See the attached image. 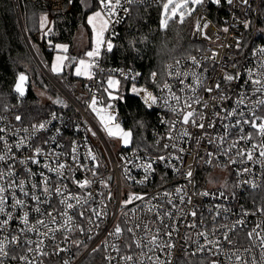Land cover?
Listing matches in <instances>:
<instances>
[{"label": "built area", "instance_id": "obj_1", "mask_svg": "<svg viewBox=\"0 0 264 264\" xmlns=\"http://www.w3.org/2000/svg\"><path fill=\"white\" fill-rule=\"evenodd\" d=\"M68 1L70 4L72 3V0ZM136 3L161 4L162 0H132V2L123 3V8L127 11L121 10L116 13V17L113 18L106 33V41H113L117 27L126 18L130 6ZM223 3V10L218 11L220 3L204 0L196 15L191 34L192 39L202 45L189 56L167 61L163 78L157 72H152L148 80L143 82V74L136 69L104 63L103 55L108 50L103 47L98 58L99 68L94 69L95 77L91 80L87 78L84 87L78 86L75 91L76 97L59 83V86L55 84L59 93L52 98L62 97L64 103L49 110L40 120L33 123L17 121L15 119L18 115L17 111L12 107H6L5 111L0 112V128L6 129V133H0V135H6L9 144H15L20 136L29 135L23 131L17 134L16 130L27 128L31 132L32 125L48 122L45 130L29 138L28 143L32 145V148L24 146L19 149L15 147L11 149L16 161L27 160L34 156V148L39 146L44 149L45 153H49L53 149L56 152L64 153L65 155L60 156L59 160L75 169L76 165L67 158V154L71 152L74 144L79 147L80 162L88 165L89 168L93 162L85 160L83 154L88 148H91L97 157L95 162L97 175L95 177L91 175V172L69 173L65 171V175H74L76 180H92L91 187L84 190L76 187L71 179L58 184L56 174L44 168L46 163L50 167H55L57 158L47 155L37 157L40 160L39 165L32 164L30 161L26 165H20L11 159L0 161V170L6 172L8 166L11 165L16 173L14 178L6 177L5 180L0 181V184H6L8 179H13L14 182L25 180L27 181L25 188L29 193L40 194L39 189L31 187L33 183H41L40 176L25 174V168H30L32 173L44 172L56 186L62 187L66 184L68 190L75 195L87 196L90 192L95 198L92 201V207L102 201L101 207L106 212L102 223L93 218L92 224H89L87 219L92 215L90 212H86L85 218H81L78 213L75 214L73 222L79 227L71 232L64 230L55 232L53 241L51 234L49 237H43L38 233H44L48 229L57 227L56 224L51 223L48 213L56 215L65 211L64 206L58 203L62 197L55 194L47 197L42 195L41 213L33 211L35 203L30 198H25L27 199L25 207L8 208L7 211H11L16 217L22 216L25 211L29 212V227H36L37 231L21 233L18 229L25 227L21 221L19 219L10 221L8 230L0 232V238L9 234L16 235L19 237V242L9 246L7 249L9 256L4 258L3 264H23L19 259H12V257L30 255L27 248L34 247L35 244L28 245L24 241L38 242L41 239L44 240L43 249L47 255H38L35 264H65L66 261L68 264H110L109 257L113 258L111 264H126L120 257L127 255L134 258L127 264H141V261L143 264H151L142 253L153 256V252L148 251V246L136 247L134 240H140L144 245L145 237L150 238L154 234L159 235L163 244L172 245L171 248L154 249V256L159 258L156 264H179L180 258L185 253L209 257L211 264H264V251L258 246V243L254 245L247 235L258 223L264 227V204L257 200L262 195L256 194L264 187V157H260L258 151L252 160L237 154L238 150H251L252 145L259 143L261 138L254 136L251 141L240 140L242 135L254 132L248 125H242L229 128L223 143L216 139L225 136L223 124L234 125L235 119L239 118H224L227 111L236 108L235 101L239 93L246 92L252 103L264 98L253 92V85L250 82L245 83L246 80H249V69L252 70L253 78H256V73L264 72L258 58L253 55L258 47H264V0H247V3H244V0H232L231 4L227 0H223ZM198 20L201 25L205 22L208 24V27L203 29V33L196 30ZM245 22H248V27H245ZM225 28L228 29L227 32L224 31ZM237 41H239L240 47L236 46ZM192 57L199 61L198 67H193ZM260 59H264V57ZM174 70L179 72L195 71L201 76L204 85V88L197 87L195 89V95L202 99L203 104L194 105V107L201 113L206 127L201 130L193 128L191 125L186 126L192 134V138L187 141H176L179 147L185 149L183 153L163 148L165 143H170L166 139L169 129L164 121L171 122L178 119L175 113L162 106L163 98L167 95L163 85L169 84L172 92L183 96L185 93H180L179 89L184 85H191L194 79L193 77H181L184 79V85H181L179 79L175 78ZM225 73L233 76L239 75L240 78L228 83L223 78ZM109 76L129 80L131 83L137 84L139 89H144L158 98L159 102L152 108H148L144 103L145 92H141L139 95L145 107L155 113L149 140L144 146L120 147L115 153L89 112L88 105L93 95L104 96V106L107 105V95L103 93L102 87H105ZM216 84H220L221 90L212 93L206 91L207 88L214 87ZM221 96L226 99L220 100ZM76 98L87 99V105H81ZM112 103L113 109L110 111L116 114L118 100ZM204 104L207 105L206 108ZM240 110L243 111L245 117L252 115L247 104L240 105ZM255 111L256 115L264 116V111L261 108H257ZM52 113L56 114L57 119H52ZM214 113H220L223 120L221 122V119H216L215 127L208 128L209 117ZM241 127L243 131H241ZM89 128L96 133L95 136L88 131ZM53 137L55 142L50 139ZM197 139L200 141L199 144L196 143ZM45 140L49 141L48 145L44 144ZM209 140H213V143H209ZM233 143L236 144V148L229 151L230 145ZM57 145L62 147H57ZM0 149H3L2 144H0ZM4 150L6 151V149ZM0 154H3V151H0ZM169 154L179 155L182 159H170L164 162L156 160L153 165L155 171L144 183H139L144 179L143 170L127 164V160H132L134 164H141L149 159L155 160L161 155L169 156ZM126 167H131L130 175L134 179H129L125 174ZM189 171L192 172L191 177L186 175ZM101 181H107L108 187L104 188ZM177 188L183 189V192L177 194ZM109 192H111V199H106ZM165 192L171 193V195L164 197ZM204 192H207L208 195H201ZM133 193L146 195L144 207H139L140 201L128 205L127 208L122 207L121 202L128 199L129 195ZM15 194L17 197L21 196L18 190L15 191ZM180 195H185L183 202L179 199ZM189 197L191 203L188 202ZM167 200H172L176 207L168 204ZM71 202L75 203L74 200ZM11 203L12 198L9 194L8 204L11 205ZM152 205H161L158 210L170 211L171 217H166L161 223L155 213L146 211L147 207ZM129 210H134V212ZM193 210L197 213L195 217L190 215ZM126 212L128 213L129 227H134L139 223L147 224L148 228L134 227V233H125L119 240L113 241L108 238V233L117 222L121 221L122 214ZM4 218L0 214V220ZM57 219L61 223L63 222L61 217L57 216ZM38 220H44L47 228L37 225ZM97 224L99 227H96ZM191 224L196 226L190 227ZM81 227L85 229L84 232L79 230ZM89 229L91 231H88ZM157 229H159V233H157ZM168 232H172L171 237L167 235ZM201 232L206 233V238L199 235ZM225 234L228 239H225ZM75 241H80V243L76 244ZM209 241L214 243H209ZM112 243H116L120 247L119 254L110 247ZM201 247H203V251L198 250ZM237 255L241 257L240 261L236 260Z\"/></svg>", "mask_w": 264, "mask_h": 264}, {"label": "snow or ice", "instance_id": "obj_2", "mask_svg": "<svg viewBox=\"0 0 264 264\" xmlns=\"http://www.w3.org/2000/svg\"><path fill=\"white\" fill-rule=\"evenodd\" d=\"M132 2V0H97L98 7L100 10L92 12L90 15L87 16V23L91 26L93 34H94V44L95 47L93 50L86 52V57L88 59H80L78 63L75 65V75L77 77H87L89 80L93 79L95 77L94 69H98V58L101 55V48L106 47L108 51H112L113 44L111 40L105 39V33L108 32L111 23L113 22V18L116 17V13L118 11H127V9L123 8V3ZM214 3L219 4L221 0H213ZM229 4L232 3V0H227ZM204 0H166V2L162 3V9H163V20H162V27H167L169 21L173 20L177 16L179 17V20L183 22L185 18L189 15H191V9L189 8L190 4L193 5H200L203 4ZM244 3H247V0H244ZM118 21V17H117ZM49 21L47 15H43L40 17V28L43 31V35L47 37L50 33H52L53 29L51 27H47ZM208 27V24L205 22L203 25H201L200 21L198 20L196 22V30L199 33H203V29H206ZM245 27H248V22H245ZM225 32L228 31L227 28L224 29ZM48 43L50 46H52L53 41L51 39L48 40ZM237 47H240L239 41H237ZM55 49L57 50V55L55 57V62L51 66V71L53 73H61L64 68L67 66L66 61L71 63L73 60H75L74 57L70 58L67 55H62L61 52L67 53L68 51V45L65 44H55ZM253 55L258 58L259 64L261 69H264V59H260L261 57H264V47H258L254 52ZM193 61V67H198L199 61L196 60L195 57L191 58ZM214 59V58H209ZM175 71V70H174ZM249 80H246L245 83H251L253 85V92L261 95L264 97V72L256 73V78H253L252 70L249 69ZM171 75V73H170ZM153 76H155V73H153ZM181 77H193V82L191 85H184V79H181ZM175 78L179 79V82L181 85H184L179 89L180 93H185V95H177L176 93L172 92L171 87L169 84L165 83L163 85V89L167 91V95L163 98V107L168 108L171 112L175 113L178 117L177 120L168 122L164 121L168 125V134L166 136V139L170 141V143H165L163 145V148L165 150L167 149H173L179 153H183L185 149L183 147H179L176 141L185 140L192 138V134L187 130L186 126L191 125L193 128H198L201 130L205 129V123L203 122V117L201 116V113L196 110L194 105H201L203 104V101L201 98L195 95V89L197 87L204 88L203 81L201 76L196 73L195 71H188V72H179L175 71ZM224 80L228 83H231L233 80H238L240 77L239 75L233 76L231 74L225 73ZM28 81V77L24 73H20L19 77L15 83L14 91L17 93L19 97H24L26 93V83ZM121 86V82L118 79H115L112 76H109L107 79V86L102 87L103 93L107 95V105H105V99L104 96L97 97L96 95H93L91 98V101L89 103V108L91 111L96 115V117L99 118V123L101 127L103 128L104 132L109 137H118L122 144L127 147L133 142V132L131 130H125L120 123L116 122L117 117L113 114L111 109H113V101H116L118 99H123L122 96L118 94V90ZM221 90L220 84H216L214 87H209L206 89L209 93H212L213 91H219ZM131 91L136 94L140 95L141 92H145L144 95V103L148 108H152L155 106L159 101L156 96H154L150 92H146L144 89H138L137 87L133 86ZM191 93V94H187ZM230 98V97H227ZM226 97L221 96L220 100H224ZM56 104H63V100L57 99L55 101ZM236 108L227 111L225 113V117H239L235 119V124H223V127L225 129V136L224 137H217L216 139L220 140L221 143H223L226 139L227 133L229 128L236 127V126H242V125H248L250 128L254 130V132L247 133L246 135H242L239 139L240 140H246L251 141L254 136H259L261 138V141L257 144H253L251 150H238L237 154L240 156H246L248 160H252L254 158V154L258 151L260 157H264V116H258L256 115V109L261 108L262 111H264V98L256 100L254 103L250 102L248 94L246 92H241L238 94V98L235 101ZM248 105V110L252 113L251 116L245 117L242 110H240V105ZM204 107L206 108L207 105L204 104ZM51 117L53 120L57 119V116L55 113L51 114ZM17 121H21L22 117L20 115H17L15 117ZM216 119H221V122L223 118L220 117V113H214L211 117H209V123L207 124L208 128H214L215 123L214 121ZM48 122H42L38 125L34 124L32 125L31 132H29V129H18L16 130L17 134H19L20 131H23L24 133H28L29 135L26 136H20L19 139L16 141L15 144H9L7 142L6 135H0V144L3 145V149H0V151H3V154H0V161H6L11 159L12 161L19 163L20 165H26L29 161L32 164L39 165L40 160L37 159V157H56L57 158V164L55 167H50L49 164H45L44 168H46L49 172L55 173L58 181L57 183L60 184L64 180L71 179L72 183L76 185L81 190L90 188L93 181L89 179H83V180H76L74 175H65V171L69 173H74L75 171L80 172H91V175L95 177L97 175L96 173V160L97 157L91 150V148H88L86 153L83 154L85 160H91L93 162L91 168L88 167L86 164H82L80 162L81 153L79 150V147L74 144V146L71 148V152L67 154V158L72 161L73 164L76 165V168L73 169L70 166H68L65 162H61L59 160V157L62 155H65L64 153L56 152L55 149H53L49 153H45L44 149L42 147H35L34 148V156L29 157L27 160H20L16 161L14 153L11 152V149L13 147L19 149L24 146H28L29 148H32V145L28 143L30 137H34L36 133L45 130L47 128ZM89 132L92 133L93 136L96 135L95 132H92V130L89 128ZM241 131H243L241 127ZM0 133H6V129L0 128ZM53 142H55V138H50ZM199 139L196 140V143L199 144ZM209 143H213V140H209ZM159 143V142H158ZM45 145L49 144L48 140L44 141ZM57 147H62L60 145H57ZM232 148H236V144L233 143L230 145L229 151ZM6 149V151L4 150ZM227 154V153H225ZM211 155V153H209ZM124 159V158H122ZM139 159V157H137ZM170 159H182L181 156H172L169 154V156L161 155L154 159H149L148 161L141 163V164H134L132 160H127V164L131 167L140 168L144 172V179L139 181V183H144L147 180H149L152 173L155 171L153 165L156 163V160H159L161 162L168 161ZM131 167L125 168V174L128 176L129 179H134L131 175ZM247 171V169H245ZM25 174L27 176H33V175H39L41 178V183H33L31 187L33 189H39L40 194H31L29 191L26 190L25 184L27 181L25 180H19L18 182H14L13 179H8V182L6 184H0V214H2L5 218L0 220V232H6L9 227V222L14 219H19L21 223L25 226L21 229H18L19 232L25 233L29 231H37L36 227H29V212L25 211L22 216L16 217L13 215L11 211H7L8 208H23L27 205V199L30 198L31 201L35 203V207L33 208V211L36 213H41V207L40 205L43 203L41 200V196H51L55 194L56 196L62 197L58 203L63 205L65 208V211L61 213H57L56 215H53V213H48V216L51 217V223L56 224L57 227L53 229H48V231H45L44 233H38L39 235L43 237H49L51 234V239L54 241L55 239V232L57 231H67L71 232L76 230L79 226L75 224L74 221V215L78 213V215L81 218H85L86 212H90L92 215L91 217H88V223L92 224L95 220H99L101 223L103 222V218L106 216V212L104 211V208L101 207L102 201L97 202L95 207H92V201L95 199L92 194L89 192L87 196H78L73 194L70 190H68L67 185L64 184L61 186H56L53 184L51 178L47 175H45L44 172L39 173H32L30 168H25ZM188 177L192 176V172L189 171L186 173ZM16 176L15 169L9 165L7 171L0 170V181L5 180V178H14ZM101 185L104 188L108 187L107 181H101ZM255 186V185H253ZM18 190L21 194L20 197H17L15 194V191ZM183 192V189L177 188L176 193L180 194ZM9 194H11L12 203L11 205L8 204ZM171 193L165 192L163 194L164 197L170 196ZM201 195H208L207 192L201 193ZM23 197V198H21ZM146 195L145 194H130L128 199L122 201V207L127 208L128 205L134 204L136 201H140L141 205L139 207H144V201H145ZM106 199H111V192L108 193V196ZM179 199L181 202L185 200V195H180ZM75 201V203L71 201ZM188 202L191 203V198H188ZM167 203L172 205V207H176L175 204H173L172 200H167ZM161 205H152L151 207H147L146 211L149 213H155L157 218L161 223H163V220L166 217H171L172 213L170 211H159ZM131 212H134V210H129ZM191 216L195 217L197 215L196 211L193 210L190 213ZM57 216L61 217L63 222L61 223L59 219H57ZM94 218V219H93ZM128 213L122 214L121 221L117 222L113 229L108 233V238H110L113 241L119 240L120 237L124 236L125 233H134V227L135 228H148L147 224H136L134 227L128 226ZM37 225L43 226L47 228V224L44 220H38ZM190 227H195V224L189 225ZM96 227H99V224L96 225ZM235 227V226H234ZM81 232H84V228H79ZM88 231H91L89 229ZM157 233H159V229H157ZM167 235L171 237L172 232H168ZM200 236L206 238V233L201 232L199 233ZM248 238L252 241L254 245H257L264 251V227H261V225L258 223L251 231L248 232ZM225 239H228L227 234H225ZM146 243L144 245L141 244L140 240H134L136 247H145L148 246V251L153 252V256H147L146 253H142V255L145 257L147 261H150L151 264H156V261L159 260L158 257L154 256V249L164 247L171 248V244H163L159 238V235L154 234L151 235V237H145ZM19 237L16 235H6L0 238V264H3L4 258L9 256V252L7 249L10 245L18 244ZM28 245L35 244L34 247H28L27 252L31 255H22L19 257L13 256L12 259H19L23 262V264H35V260L38 257V255H47L46 252H44L43 249V243L44 240L41 239L38 242H33L32 240H25L24 241ZM230 242V241H229ZM76 244H79L80 241H75ZM209 243H214L212 241H209ZM131 246V245H127ZM106 247L108 245L106 244ZM110 247L117 252V254L120 253V247L116 243H112ZM63 250V249H59ZM200 251H203V247L198 249ZM95 251V249H94ZM113 258L109 257V261L111 264V260ZM120 259L124 260L127 264L129 261H133V256L127 255V256H121ZM236 260L240 261L241 257L239 255L236 256ZM65 264H68L66 261ZM141 264H143V261H141Z\"/></svg>", "mask_w": 264, "mask_h": 264}, {"label": "trees", "instance_id": "obj_3", "mask_svg": "<svg viewBox=\"0 0 264 264\" xmlns=\"http://www.w3.org/2000/svg\"><path fill=\"white\" fill-rule=\"evenodd\" d=\"M22 23L28 39L42 64L51 72L50 65L56 49L55 44L69 46L68 55L81 57L91 47V29L86 18L90 11L98 7L97 0H17ZM166 0H162V3ZM161 4H133L124 21L117 27L113 37V49L103 55L104 63L133 68L143 74V82L152 72L164 74L165 64L169 60L193 54L202 43L192 39V29L200 5H196L191 15L183 22L177 16L162 27L163 9ZM223 0L218 11L223 10ZM51 14V28L47 37L40 28V17ZM85 29L87 43L82 47L77 39L80 29ZM53 41L52 46L48 40ZM76 60L73 66L76 63ZM72 63H69V67ZM67 67L55 79L67 91H77L87 78L77 77ZM20 73L28 77L26 93L19 97L14 91ZM127 84L129 80L120 78ZM49 80L41 72L25 41L14 0H0V112L6 107L15 108L22 117L21 122L33 123L40 120L49 110L55 108L51 102H44L36 88L53 89L52 96L59 90L49 85ZM51 86V87H49ZM49 87V88H48ZM69 92V91H68ZM119 121L133 131L131 146H144L155 119V113L148 110L136 94L126 93L124 99H118L116 112ZM259 202L264 204V187L257 192ZM179 264H211L209 257L194 256L185 253Z\"/></svg>", "mask_w": 264, "mask_h": 264}, {"label": "rangeland", "instance_id": "obj_4", "mask_svg": "<svg viewBox=\"0 0 264 264\" xmlns=\"http://www.w3.org/2000/svg\"><path fill=\"white\" fill-rule=\"evenodd\" d=\"M195 6L196 5H193V4H190L189 5V8L193 11L194 9H195ZM98 10H100L99 9V7H97L96 9H94V10H92V11H90L89 13H88V15H90L92 12H94V11H98ZM191 11V12H192ZM47 15V17H48V21H49V23H48V25H47V27H51V24H52V20H51V14L50 13H48V14H46ZM87 15V16H88ZM86 21H87V18H86ZM90 26V25H89ZM90 29H91V47H90V49H88L86 52H88V51H91V50H93V48L95 47V44H94V34H93V31H92V28H91V26H90ZM107 33V32H106ZM106 33H105V38H106ZM76 40H78V43L83 47L86 43H87V40H86V34H85V29H80L79 31H78V34H77V39ZM58 44H63V43H58ZM65 45H67V44H65ZM103 48V47H102ZM101 48V49H102ZM68 49H69V46H68ZM86 52L81 56V57H79L77 60H76V63H78V61L80 60V59H88L87 57H86ZM67 53H68V51H67ZM67 53H63V52H61V54L62 55H67L68 57H70ZM56 55H57V50H56V52H55V54H54V57H53V60H52V62H51V65H50V70H51V66H52V64L55 62V57H56ZM66 63V67H67V69L69 70V62L68 61H66L65 62ZM76 63H75V65H76ZM75 65L73 66V73H74V75H75ZM40 68V67H39ZM46 68V67H45ZM40 70H41V68H40ZM46 70L48 71V73L55 79V77L53 76V74L55 75H57V73H53L52 71L50 72L47 68H46ZM41 72L46 76V78L49 80L48 82V84L49 85H51V84H53L54 86H55V84L48 78V76L41 70ZM60 74V73H59ZM164 75V74H163ZM163 75H161V77L163 78ZM84 78H87V77H84ZM115 79H118L117 77H114ZM56 80V79H55ZM118 80H120V79H118ZM57 81V80H56ZM58 82V81H57ZM120 82H121V86H120V88H119V90H118V94L120 95V96H122L123 97V99H124V97H125V94L126 93H130V94H134L132 91H131V89H132V87L133 86H135V87H137L138 89H139V86L137 85V84H135V83H130L128 86H127V84L124 82H122L121 80H120ZM59 83V82H58ZM60 84V83H59ZM105 87L107 86V83H106V85H104ZM49 87H51V86H49ZM48 87V88H49ZM56 87V86H55ZM57 88V87H56ZM58 89V88H57ZM36 90H37V93H38V95H39V97L42 99V101H44V102H51V98L53 97L52 95H51V93L53 92V89L51 88L50 90H47V89H45V87L44 88H36ZM68 91L72 94V95H74V97H76L75 96V92L73 91V89L72 88H70V89H68ZM139 96V95H138ZM78 101H79V103L81 104V105H83V106H86L87 105V103H88V100L87 99H79V98H76ZM52 103V102H51ZM89 112H90V114H91V116H92V118L94 119V121L96 122V124H97V126L100 128V130L102 131V133L104 134V136L107 138V140H108V142H109V144L111 145V147L113 148V151L116 153L117 152V149L118 148H120V147H123V148H126L123 144H122V142H121V140L118 138V137H109V136H107V134L104 132V130H103V128L101 127V125H100V123H99V118L98 117H96V115L91 111V109L89 108ZM116 117H117V114H115V113H113ZM116 122H118V123H120L121 124V126L125 129V130H131L132 131V129L131 128H127V127H125L120 121H119V119H118V117H117V120H116ZM133 132V131H132ZM129 146H131V144L129 145ZM129 146H127V147H129Z\"/></svg>", "mask_w": 264, "mask_h": 264}, {"label": "water", "instance_id": "obj_5", "mask_svg": "<svg viewBox=\"0 0 264 264\" xmlns=\"http://www.w3.org/2000/svg\"><path fill=\"white\" fill-rule=\"evenodd\" d=\"M14 4H15V7H16V11H17V15H18V18H19V23H20V26H21V29H22V32H23V35H24V38H25V41L27 43V46L34 58V60L36 61V63L38 64V66L41 68V70L48 76V78L54 83V84H57V86H59L58 82L48 73V71L46 70L45 66L42 64V62L40 61V59L38 58L37 54L35 53L29 39H28V36L26 34V31L24 29V26H23V23H22V18H21V15H20V10H19V5H18V1L17 0H14ZM74 57V56H73ZM72 58V57H71ZM75 60H76V57H74ZM75 60H73L71 63V66L69 67V71L71 72L72 71V66L75 62ZM63 99L62 97H54V98H51V102L54 106H58V104L55 103V101L57 99Z\"/></svg>", "mask_w": 264, "mask_h": 264}]
</instances>
